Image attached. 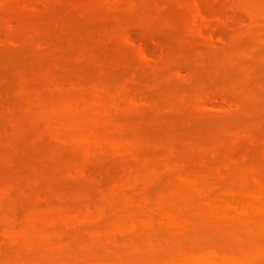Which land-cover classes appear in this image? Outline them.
<instances>
[{"label":"rangeland","instance_id":"1","mask_svg":"<svg viewBox=\"0 0 264 264\" xmlns=\"http://www.w3.org/2000/svg\"><path fill=\"white\" fill-rule=\"evenodd\" d=\"M193 1L0 0V264H264V0Z\"/></svg>","mask_w":264,"mask_h":264},{"label":"bare ground","instance_id":"2","mask_svg":"<svg viewBox=\"0 0 264 264\" xmlns=\"http://www.w3.org/2000/svg\"><path fill=\"white\" fill-rule=\"evenodd\" d=\"M113 1H116L117 3L120 1H118V0H113ZM201 1L202 0H194L193 1V3H194V7H195V15L194 16H196L194 19L195 20H197L198 19V24H199V22H200V25H198V28L197 29H199L198 31H197V33L199 32L200 33V36L202 35L203 37H207L208 35H207V33H209L210 32V34L209 35H211V36H208V38L209 39H213V36H214V38H215V35H213V34H211V27H214L215 25H214V22L212 23L211 22V19L210 18H208V13H206L204 10V8L202 7V5L203 4H201ZM214 1V3L213 4H216L217 2H219L220 0H213ZM115 2V3H116ZM116 3V4H117ZM204 3V2H203ZM219 12V11H218ZM221 11H220V15H221ZM217 14V13H216ZM215 14V15H216ZM219 14V13H218ZM221 16H223V13H222V15ZM226 16V15H225ZM216 18H218L219 19V21H221V20H224L223 18H220L219 16H217ZM226 18V17H225ZM195 20H194V24H195ZM255 23H257V22H255ZM255 23H253L254 25H255ZM197 25V24H196ZM216 26H217V24H216ZM196 29V30H197ZM210 30V31H209ZM209 31V32H208ZM213 33V32H212ZM216 33V32H215ZM127 36H126V40H127V42L128 43H131V45H133L134 44V39H133V37L131 36V34H126ZM205 35H207V36H205ZM135 45V44H134ZM140 47V52L142 53V56H143V59L145 60V61H150L151 62V58L148 56V54L146 53V50H145V48L144 47H142L141 45L139 46ZM153 61V60H152ZM147 63V62H146ZM148 64H149V62H148ZM180 72L182 73V71H179L178 73H179V75H180ZM212 99V101H210V102H208L210 99H205V100H203L204 102H206L207 101V103H205V105H203V101L201 102V104H202V108H201V106H200V109H201V111H204L205 112V110L206 109H208L209 107H210V109L209 110H211V108L213 109L214 107H216V104H217V101L216 100H218V98H211ZM79 105V104H78ZM80 106V107H79ZM78 106V108L76 109V107H77V105H76V107H75V109H76V111L79 109H81V107H82V105H79ZM204 106V107H203ZM203 108H205V110H203ZM78 110V111H79ZM206 111H208V110H206ZM93 140V139H92ZM223 169V168H222ZM222 169H220V171L219 172H221L222 171ZM224 170V169H223ZM225 172V171H224ZM90 172L87 170V168H80V169H78V170H74V171H72L71 172V174H70V176L69 177H71L72 179H75V180H89V174ZM222 173H223V171H222ZM222 176V174H220L219 173V176ZM225 175V174H224ZM220 176V177H221ZM119 186V185H118ZM121 186H123L122 184L119 186L120 188H121ZM124 187H125V184H124V186L121 188V189H124ZM257 195L259 196V193H257ZM233 204V203H232ZM90 211H91V209H90ZM92 211H94V213L96 214V210H92ZM90 213V214H89ZM242 213H243V211H242ZM245 213V212H244ZM93 212H89L88 211V216H89V218L91 219V217H93L95 214H93ZM92 215V216H91ZM244 215V214H243ZM88 216H87V218H88ZM88 218V219H89ZM31 219H33V217H30V223H29V221H28V223L29 224H32L31 223ZM32 222H34V219L32 220ZM117 229H120V227L118 226V228ZM7 234H9V233H7ZM11 236V235H10ZM189 254H187V256H188ZM184 261L186 262L185 264H190V260L188 259V258H186V259H184Z\"/></svg>","mask_w":264,"mask_h":264}]
</instances>
